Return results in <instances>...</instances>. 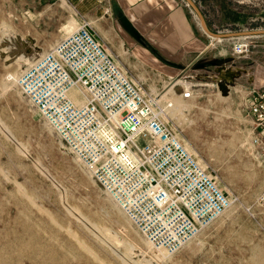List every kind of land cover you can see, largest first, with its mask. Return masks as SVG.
Instances as JSON below:
<instances>
[{
  "label": "rangeland",
  "instance_id": "rangeland-1",
  "mask_svg": "<svg viewBox=\"0 0 264 264\" xmlns=\"http://www.w3.org/2000/svg\"><path fill=\"white\" fill-rule=\"evenodd\" d=\"M196 1L219 30L264 29V0ZM71 9L68 0H0V264H33L29 252L10 250L31 234L48 254L32 242L39 264H264V152L249 111L252 90L264 89V47L246 56L217 47L160 100L173 102L169 125L232 199L170 254L135 227L14 80L83 21ZM145 53L154 63L139 70L140 85L160 99L175 70Z\"/></svg>",
  "mask_w": 264,
  "mask_h": 264
},
{
  "label": "built area",
  "instance_id": "built-area-1",
  "mask_svg": "<svg viewBox=\"0 0 264 264\" xmlns=\"http://www.w3.org/2000/svg\"><path fill=\"white\" fill-rule=\"evenodd\" d=\"M252 47L255 43L244 36L233 51L246 56ZM14 80L158 249L177 252L231 206L228 192L169 125L166 115L173 102L144 93L89 21L60 38ZM250 100L252 141L264 152V89L252 90Z\"/></svg>",
  "mask_w": 264,
  "mask_h": 264
},
{
  "label": "crops",
  "instance_id": "crops-1",
  "mask_svg": "<svg viewBox=\"0 0 264 264\" xmlns=\"http://www.w3.org/2000/svg\"><path fill=\"white\" fill-rule=\"evenodd\" d=\"M193 1L200 8L207 28L184 0H68L70 14H75L76 9L80 19L90 22L92 32L139 84L142 82L139 70L148 61L154 63L145 50L152 51L155 58L175 70H166L171 83L178 76L201 68L200 62L217 47H233L244 37L229 35L235 31L219 30L202 6ZM216 33L223 35L217 37ZM248 36L255 47H264V34Z\"/></svg>",
  "mask_w": 264,
  "mask_h": 264
},
{
  "label": "bare ground",
  "instance_id": "bare-ground-1",
  "mask_svg": "<svg viewBox=\"0 0 264 264\" xmlns=\"http://www.w3.org/2000/svg\"><path fill=\"white\" fill-rule=\"evenodd\" d=\"M37 53H38V52H37ZM178 82H179L178 80H177V81H174V82H172L169 86H167L168 88L165 89L164 93H163L161 96H162V97H165V95L168 94V92H169L170 90H172L173 87H174V85H176ZM160 94H161V93H160ZM160 94H159V95H160ZM24 229H26V231H28V232H33L32 228H31L30 226H25ZM35 234H36V233H35ZM31 236H34V234H31ZM31 236L28 237V238H26V237L23 235V236H21V237H18V238H16V239H14V240L12 241V243H15V244L13 245L12 248H10V250H12L14 254H15V253H18L19 255L24 254L23 252H29V254H30L32 257H34V258H33V264H39V263L37 262V255H38V253H36V252L34 251V249H32V250H28L29 248H31L32 242H35L34 237H31ZM55 240H56V239H55ZM199 242H200V241H199ZM35 243H37V245H39L41 242H35ZM43 250H44V248L42 247V245H39V246H38V251L40 252V254L43 253ZM38 251H37V252H38ZM19 252H20V253H19ZM21 252H22V253H21ZM53 252H54V251H53ZM49 254L51 255V254H52V251L49 252ZM55 254H56V253H55ZM46 255H48V254H42V256H46ZM72 256L75 257V255H73V254H72Z\"/></svg>",
  "mask_w": 264,
  "mask_h": 264
},
{
  "label": "water",
  "instance_id": "water-1",
  "mask_svg": "<svg viewBox=\"0 0 264 264\" xmlns=\"http://www.w3.org/2000/svg\"><path fill=\"white\" fill-rule=\"evenodd\" d=\"M188 2V4L191 6L192 10L195 12V14L200 18L203 26L206 27L205 19L204 16L198 7V5L193 1V0H185ZM252 34H264V29H259V30H251V31H235L233 33H230L229 35L232 36H248ZM223 34L222 33H216L215 36L221 37ZM225 35V34H224Z\"/></svg>",
  "mask_w": 264,
  "mask_h": 264
}]
</instances>
